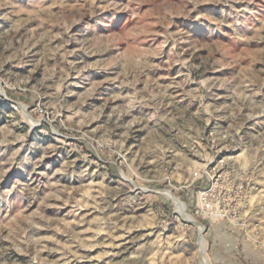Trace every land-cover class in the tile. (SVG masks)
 Wrapping results in <instances>:
<instances>
[{
  "label": "rangeland",
  "instance_id": "rangeland-1",
  "mask_svg": "<svg viewBox=\"0 0 264 264\" xmlns=\"http://www.w3.org/2000/svg\"><path fill=\"white\" fill-rule=\"evenodd\" d=\"M166 192L264 264V0H0V264H201Z\"/></svg>",
  "mask_w": 264,
  "mask_h": 264
},
{
  "label": "bare ground",
  "instance_id": "bare-ground-1",
  "mask_svg": "<svg viewBox=\"0 0 264 264\" xmlns=\"http://www.w3.org/2000/svg\"><path fill=\"white\" fill-rule=\"evenodd\" d=\"M165 195L175 204L179 214L186 220L189 221L191 223H193L194 225H196L199 230H200V259H201V264H211L208 260V258L206 257V241L205 239L202 237V233L204 231V228L199 225L197 223V221H195V219H193L192 217H190L187 212H186V207L184 206V204H182L177 198H175L170 192H166Z\"/></svg>",
  "mask_w": 264,
  "mask_h": 264
},
{
  "label": "built area",
  "instance_id": "built-area-1",
  "mask_svg": "<svg viewBox=\"0 0 264 264\" xmlns=\"http://www.w3.org/2000/svg\"><path fill=\"white\" fill-rule=\"evenodd\" d=\"M212 209V203L210 202L209 199L205 198L203 199V202H202V207H201V211L202 213H208L209 211H211Z\"/></svg>",
  "mask_w": 264,
  "mask_h": 264
},
{
  "label": "water",
  "instance_id": "water-1",
  "mask_svg": "<svg viewBox=\"0 0 264 264\" xmlns=\"http://www.w3.org/2000/svg\"><path fill=\"white\" fill-rule=\"evenodd\" d=\"M199 224V223H198ZM199 225H201V224H199Z\"/></svg>",
  "mask_w": 264,
  "mask_h": 264
}]
</instances>
